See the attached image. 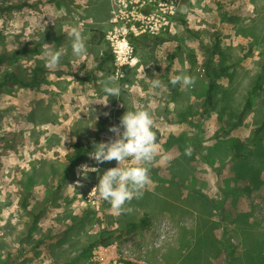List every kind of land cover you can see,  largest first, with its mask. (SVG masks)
Instances as JSON below:
<instances>
[{"label":"rangeland","instance_id":"1","mask_svg":"<svg viewBox=\"0 0 264 264\" xmlns=\"http://www.w3.org/2000/svg\"><path fill=\"white\" fill-rule=\"evenodd\" d=\"M21 2L30 5L0 11V53L38 49L1 66L0 78L45 67V47L64 55L35 88L9 85L0 94V264H127L152 241L160 245L146 253L148 264H264V0H176L171 30L136 40L138 61L118 81L121 97H109L107 107L95 103L107 99L101 81L111 76L103 57L113 0L0 5ZM73 26L86 44L81 57L72 55L67 36ZM210 56L218 75L205 114ZM178 70L195 76V86H173ZM153 79L162 86L152 89ZM134 108L151 114L159 155L150 166L152 184L131 201L133 211L116 215L90 193L115 160L84 180L78 169L96 166L93 146L74 175H63L73 141H107L110 126ZM188 145L191 156L184 154ZM145 216L147 224L128 226Z\"/></svg>","mask_w":264,"mask_h":264},{"label":"clouds","instance_id":"2","mask_svg":"<svg viewBox=\"0 0 264 264\" xmlns=\"http://www.w3.org/2000/svg\"><path fill=\"white\" fill-rule=\"evenodd\" d=\"M67 36L71 42L72 55L75 57L85 55L87 48L79 27H71L67 31ZM62 55L64 50H56L49 46L42 50L41 58L45 62V67L56 70ZM178 72L179 74L170 76V83L173 86L179 85L185 91L195 86V76L188 75L183 70ZM161 86L162 82L159 79L150 81L152 89H158ZM101 89L107 99L98 100L95 104L105 107L108 106L109 97L119 99L124 91L114 76L102 80ZM108 114L104 113V115ZM109 131L114 134L112 137L107 141L94 144V152L90 157L96 161V166L82 165L78 169V175L87 180V173H99L100 164L115 160L117 165L106 169L98 177V184L90 193L107 201L116 215L131 213L133 211L130 206L131 201L142 198L144 191L152 184L149 174L150 166L159 155L157 132L154 131L151 114L142 108L128 109L121 116L119 124L110 126ZM192 151V146L188 145L184 154L191 156ZM126 160L131 162L125 164ZM77 184L82 186L80 180Z\"/></svg>","mask_w":264,"mask_h":264},{"label":"built area","instance_id":"3","mask_svg":"<svg viewBox=\"0 0 264 264\" xmlns=\"http://www.w3.org/2000/svg\"><path fill=\"white\" fill-rule=\"evenodd\" d=\"M177 11L176 0H113L105 32L106 48L112 55L111 76L119 81L128 67L137 63L134 38L166 34L173 26ZM159 245L160 242L152 241L142 246V258L128 256L127 259L131 263L148 264L146 253Z\"/></svg>","mask_w":264,"mask_h":264},{"label":"trees","instance_id":"4","mask_svg":"<svg viewBox=\"0 0 264 264\" xmlns=\"http://www.w3.org/2000/svg\"><path fill=\"white\" fill-rule=\"evenodd\" d=\"M30 5L29 2H21V3H16V4H7V5H0V11H8V10H14V9H23L26 6ZM149 36V35H146ZM0 37L1 34H0ZM145 36H141V37H137L134 38V44L136 42V40H139V38H142ZM152 37H157V36H152ZM135 48H136V44H135ZM219 48V45L217 44L213 50H212V55L213 53H215V51ZM38 49V45H35L34 47H23V48H19L16 50H12V51H4L0 53V67L4 66L8 63H10L13 59H16L18 57V55L20 54H32L35 51H37ZM104 60H109L112 61V55L109 52V50H107L106 48V52H105V56L103 57ZM213 59L212 56H210L207 61L205 62V67H206V73L207 75L210 77L209 80V87L205 96V100L203 103V108H204V113L207 114L209 112V109L211 108L212 104H213V90L216 87L215 86V82H214V77L217 74L216 72V68L213 66L212 64ZM223 70V69H222ZM50 70L42 65H36L33 66L30 70L29 73V77L23 76L21 74H18L15 70H9L3 73V75L0 78V94L3 91V89L6 86L9 85H19L22 87H26V88H35L37 85H39L42 77L47 74ZM252 93V92H250ZM251 104V100H250V96L247 98L245 107L243 108V110L239 113L238 116V121L236 122L235 125H238L244 117L245 111L250 107ZM100 125V129H104V125L102 124V122L99 124ZM242 143L240 141L237 142L236 144V153L238 154V152L241 150L242 147ZM94 146V142L92 140H86L83 141L80 138H77L75 141L72 142V150L71 152L68 154L67 156V166L64 170V175L63 177H69L74 175L76 168L78 166H80L82 164V162L86 159V157L88 156V154L91 152L92 148ZM149 221V218L147 216L141 218L139 221H135V222H130L128 223V226L131 227L132 229L137 228L139 226L145 225L147 224ZM104 244H109V236L107 238H104V240H102ZM95 243H91L86 249L85 252L89 253L92 251V249L94 248ZM128 264H133L131 262H129Z\"/></svg>","mask_w":264,"mask_h":264},{"label":"crops","instance_id":"5","mask_svg":"<svg viewBox=\"0 0 264 264\" xmlns=\"http://www.w3.org/2000/svg\"><path fill=\"white\" fill-rule=\"evenodd\" d=\"M139 39H141V38H139ZM138 58H139V57H138ZM134 67H135V65H134V66H131V67H128V69H130V68H134ZM128 69H127V70H128Z\"/></svg>","mask_w":264,"mask_h":264}]
</instances>
